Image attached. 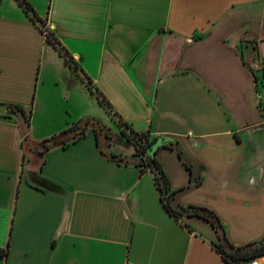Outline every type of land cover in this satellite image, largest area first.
<instances>
[{
  "label": "crops",
  "instance_id": "0c3cea01",
  "mask_svg": "<svg viewBox=\"0 0 264 264\" xmlns=\"http://www.w3.org/2000/svg\"><path fill=\"white\" fill-rule=\"evenodd\" d=\"M24 1L78 73L31 12L0 0V264H230L209 221L170 214L150 169L109 159L93 131L45 150L39 165L41 141L76 119L110 128L87 82L116 126L121 117L161 140L155 157L179 206L214 212L234 246L264 237V0ZM207 43L222 49L220 61L187 52ZM246 50L261 69H250ZM10 104L31 110L25 157ZM122 138L108 151L132 156Z\"/></svg>",
  "mask_w": 264,
  "mask_h": 264
},
{
  "label": "trees",
  "instance_id": "16d2710c",
  "mask_svg": "<svg viewBox=\"0 0 264 264\" xmlns=\"http://www.w3.org/2000/svg\"><path fill=\"white\" fill-rule=\"evenodd\" d=\"M19 4L24 7L26 11H29L33 14L34 19L37 22L42 23L36 15L33 13V10L30 8V5L24 1V0H18ZM48 42H50L57 50L58 52L63 55L65 58V61L67 64H69L73 71L77 72L78 68L75 65H72L70 63V58L66 55L65 51L57 45L54 37L51 35V33L48 35V38H46ZM78 73V72H77ZM86 83V81H85ZM90 92L93 93L100 105H102L107 111L111 112L112 107L105 98V96L96 88H93L90 83H86ZM7 113L12 115L17 119V123L19 126V130L21 132V135L23 136V139L21 141V146L23 149V155L26 156L27 151L31 152V148H29L28 143L30 142L28 137V128L30 124V117H31V110L28 111L24 110L21 106L10 104L6 106ZM118 123L117 126L119 127L120 134L129 142L132 144L134 148V153L132 156H122L119 154L110 153L108 151V145H110L111 139L113 138L112 131L109 127H107L100 119L95 117H83L79 121L73 123L69 127L65 128L64 130L60 131L56 135H53L50 139L51 143H47L44 139L41 141V163L43 162V154L45 150H49L51 147H65L71 143L77 142L80 138H82L87 131H93L96 137V144L99 148V151L107 156L109 159H113L117 163H123V164H130L134 163L142 168H148L153 174V178L155 181V185L158 189V191L161 194V199L163 201V205L165 209L172 214L175 217H178L181 215V213L171 206V198L175 191L170 189L168 179L165 176V173L160 165V163L157 161L155 155L157 152V149L160 147L158 146L157 149H155L154 153L149 154V150L154 145V143L157 141V137L150 138L148 131H134L132 130L126 122H124L121 117H117ZM29 141V142H28ZM54 142V143H52ZM180 153V152H179ZM180 155V154H179ZM30 162L32 164H35L37 162V158L33 159L32 157L29 158ZM189 167V166H188ZM199 182V179H197L196 183ZM182 207V206H180ZM194 208L195 211L193 214L198 215L207 221L211 223L213 228L216 230L217 226H221V223L219 221V218L215 215L214 212L203 208V207H196V206H187L182 207L185 208ZM199 209H202L213 218L210 219L209 216L205 213H201ZM215 221L218 222V224H215ZM223 228V227H222ZM261 242V244L253 251L249 253H242V252H230L224 249L221 242L213 243V246L217 251L221 253L225 261H227L230 264H243V262H250L252 259L264 255V237L256 242ZM229 242V241H228ZM230 243V242H229ZM231 244V243H230ZM251 244V243H250ZM232 245V244H231ZM249 245V244H248ZM234 246V245H233ZM247 246V245H245ZM242 246V247H245ZM235 248H242L234 246ZM7 248L6 249H0V257L7 255Z\"/></svg>",
  "mask_w": 264,
  "mask_h": 264
},
{
  "label": "rangeland",
  "instance_id": "374dc122",
  "mask_svg": "<svg viewBox=\"0 0 264 264\" xmlns=\"http://www.w3.org/2000/svg\"><path fill=\"white\" fill-rule=\"evenodd\" d=\"M207 46L204 47V49H195V50H192L191 48L187 50L188 53H190V55L194 56L195 58H200V57H204L201 59V61L205 60L206 62H211V63H216L218 61H220V55H219V51L222 50L218 47V45L214 44V43H207L205 44ZM250 52L251 50H246L245 51V54L248 58H251L250 57ZM213 72L215 73V77L216 79L220 82L221 80H223L220 75L223 73V70L221 68V66L219 64L215 65V67L213 68ZM219 73V74H217ZM248 88V86L246 87ZM250 90V88L248 90H246V95H248V91ZM249 96V95H248ZM93 97V96H92ZM92 101V102H91ZM91 101H89V105L92 109L95 110V112L98 114V117L103 119L104 122L110 126V128L112 129V134L114 135L113 137V140L115 141V143H118V139L120 140V143H124V140L122 138V136L120 135L119 133V130L117 129V126L112 122V120L110 119V116L107 112V110L98 103V101L96 100L95 97L91 98ZM250 101V98H248V101L247 103L249 104V109H251L252 111L254 110L253 108V103L249 102ZM260 108V106H259ZM261 110V109H260ZM83 118V117H80V119ZM79 118L75 120V122L79 121L80 120ZM74 122V123H75ZM50 141H52L51 139H49ZM158 142H161V141H158ZM175 142V141H174ZM177 144L178 147H176V151H177V154L182 158V160L185 159V155H184V152H182L181 154V148L179 146V144L177 142H175ZM155 146H157V144H155ZM180 152V153H179ZM194 178H192L193 180ZM191 180V182H192ZM195 180L193 182V184H195Z\"/></svg>",
  "mask_w": 264,
  "mask_h": 264
},
{
  "label": "water",
  "instance_id": "95a60500",
  "mask_svg": "<svg viewBox=\"0 0 264 264\" xmlns=\"http://www.w3.org/2000/svg\"><path fill=\"white\" fill-rule=\"evenodd\" d=\"M49 141H50L49 139H46V142H49ZM158 141H159V140H158ZM158 141H156V142L154 143V145L151 147V149L149 150V154L154 153L155 149H157V147L161 145V142H158ZM160 141H161V140H160ZM163 142H164V140H163ZM155 144H157V146H155ZM168 145H170V146H172V147H174V148L178 147L177 144H176L175 142H171V141H168ZM181 154H182V152H181ZM193 178H194V179L192 180L191 184L194 182V180H195V182H196L197 179H198V178L196 177V175H194ZM175 197H176V193H174L173 196H172V198H171V206H172L173 209L179 211L180 213H182V214H184V215H190V214H192V213L195 211V209H194V208H191V207H188V208H185V209H183L182 207H180L179 204L176 203V199H175ZM199 211H200L201 213H205V214H207V215L209 216L210 219H213V218L208 214V212H206V211H204V210H202V209H199ZM215 224H218V222L215 221ZM216 232H217V235H218V239H219V241L221 242V244L223 245L224 249L227 250V251H230V252L249 253V252L255 250V249L261 244V242L259 241V242L251 243V244H249V245H247V246H245V247H242V248H240V249H239V248H235L233 245H231V244L228 242V240H227V238H226V236H225L224 230H223V228H222L221 226H217V228H216Z\"/></svg>",
  "mask_w": 264,
  "mask_h": 264
},
{
  "label": "built area",
  "instance_id": "2783aa9c",
  "mask_svg": "<svg viewBox=\"0 0 264 264\" xmlns=\"http://www.w3.org/2000/svg\"><path fill=\"white\" fill-rule=\"evenodd\" d=\"M39 28L43 34V36L45 38H48V35L50 34V31L48 30V27L44 24V23H39ZM249 67L250 69H252L254 72L258 71L259 69H261L263 67L261 61L259 59H257L256 57H251L249 59ZM259 106L262 112V121L261 124L264 126V94L263 95H259ZM248 264H260L259 262V257H256L254 259H252Z\"/></svg>",
  "mask_w": 264,
  "mask_h": 264
},
{
  "label": "flooded vegetation",
  "instance_id": "af4514ba",
  "mask_svg": "<svg viewBox=\"0 0 264 264\" xmlns=\"http://www.w3.org/2000/svg\"><path fill=\"white\" fill-rule=\"evenodd\" d=\"M120 133V132H119ZM121 135V134H120ZM111 143V142H110Z\"/></svg>",
  "mask_w": 264,
  "mask_h": 264
}]
</instances>
